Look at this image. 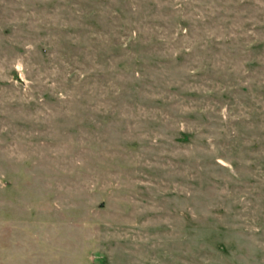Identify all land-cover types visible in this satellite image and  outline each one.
<instances>
[{
  "label": "rangeland",
  "instance_id": "1",
  "mask_svg": "<svg viewBox=\"0 0 264 264\" xmlns=\"http://www.w3.org/2000/svg\"><path fill=\"white\" fill-rule=\"evenodd\" d=\"M0 264H264V0H0Z\"/></svg>",
  "mask_w": 264,
  "mask_h": 264
}]
</instances>
